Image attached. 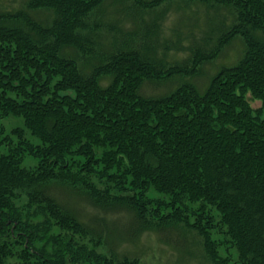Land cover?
<instances>
[{"label": "trees", "instance_id": "1", "mask_svg": "<svg viewBox=\"0 0 264 264\" xmlns=\"http://www.w3.org/2000/svg\"><path fill=\"white\" fill-rule=\"evenodd\" d=\"M172 2L231 15L183 63L165 61L179 38L159 40L156 8ZM123 20L134 28L122 29ZM236 38L241 54L202 91L184 80L164 95L142 94L145 82L199 74ZM9 115L24 128L0 138V264H144L120 256L113 236L55 188L104 213L125 211L132 239L183 228L200 237L211 264H231L219 254L228 248L233 263L264 264V0H24L0 10V118ZM26 157L34 166H23Z\"/></svg>", "mask_w": 264, "mask_h": 264}, {"label": "rangeland", "instance_id": "2", "mask_svg": "<svg viewBox=\"0 0 264 264\" xmlns=\"http://www.w3.org/2000/svg\"><path fill=\"white\" fill-rule=\"evenodd\" d=\"M110 2V0H109ZM24 0H0V10H13L23 7ZM209 7V6H208ZM206 7L201 4H183L181 2L162 3L156 8V11L163 15L161 21L160 42L164 40L168 42H176L180 39L181 48L170 49L165 57L167 63H183L189 61L191 53L189 47L193 48L196 44H204L205 40L212 43L215 40L212 30L222 19L230 23L231 15L223 7ZM115 4L108 6V15H112ZM47 15V12L41 11L39 15ZM129 25V26H128ZM122 29L134 28L129 20H123L120 24ZM111 38L103 40V47H107ZM179 44V45H180ZM161 46V45H160ZM162 49H157L158 56H161ZM242 51V43L239 38L234 39L227 45L220 56L209 62H203L200 65L199 74L190 77L189 75H173L169 79H161L159 81H149L142 85L141 92L145 96H160L173 90L178 84L184 80L193 81L202 91L217 68L222 63L234 62ZM105 82V81H104ZM249 102L253 108L260 106V101L251 100L247 95ZM24 128L23 119L20 116L9 115L0 118V138L3 135L12 136L13 128ZM25 136L32 142L38 143V139L31 136L25 130ZM12 138V137H11ZM15 142V138H12ZM3 150V149H2ZM4 151V150H3ZM35 160L26 157L23 166L28 168L34 166ZM57 197L68 206L74 213H78L79 217L93 227L99 228L105 235H112L110 239L114 244L115 250L120 256L126 255L130 257H138L144 264H211L206 258L202 249L201 239L194 232L183 228L167 229L163 232L144 231L137 239L130 238L127 225L130 216L125 211L102 212L96 209L92 203L84 196L72 190L55 188ZM26 199L24 196L16 200V205H22ZM56 231V229H54ZM53 231V232H54ZM216 237V236H215ZM221 239L222 237H217ZM104 241V236L101 237ZM106 239H108L106 237ZM112 246V245H111ZM98 251L104 250L102 247L97 248ZM221 256H228L231 264L236 260L234 249L228 248L219 250Z\"/></svg>", "mask_w": 264, "mask_h": 264}]
</instances>
